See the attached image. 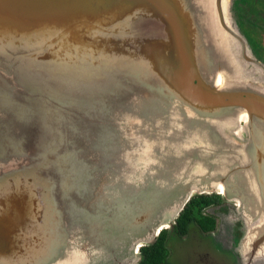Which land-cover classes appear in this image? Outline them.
<instances>
[{"label":"water","instance_id":"1","mask_svg":"<svg viewBox=\"0 0 264 264\" xmlns=\"http://www.w3.org/2000/svg\"><path fill=\"white\" fill-rule=\"evenodd\" d=\"M224 5L0 0V264H71L80 230L82 264H114L106 257L118 249L117 264H135L182 209L154 220L147 237L140 224L158 212L154 201L166 209L212 192L236 201L237 216L256 212L244 264L253 263L264 250V91L222 77L230 66L218 26L243 44ZM130 110L145 127L163 115L174 122L163 130L175 138L170 156L90 192L99 158L126 146L120 115Z\"/></svg>","mask_w":264,"mask_h":264},{"label":"rangeland","instance_id":"2","mask_svg":"<svg viewBox=\"0 0 264 264\" xmlns=\"http://www.w3.org/2000/svg\"><path fill=\"white\" fill-rule=\"evenodd\" d=\"M257 1L259 3V0ZM223 2L226 7L224 10L227 11L228 16L227 24L233 33L235 32L237 34L234 33L236 36L242 38L243 44L239 46L238 42L235 40V36L225 33L223 29L218 26L221 35L217 42L219 43L220 52L222 55L225 54L224 56L228 59V66H230V70L226 68L228 72H225V70L221 68V71H224L222 77L229 83L233 80L231 84L235 83L237 85L258 88L264 91V61L256 56V46H253V43L247 40L249 34L250 36L256 35V30L252 28L249 34L242 32L236 22L232 0H223ZM252 8L255 9L257 7ZM214 11L215 9L212 10L213 13ZM260 24L264 26V22ZM260 31L259 29L258 32L260 33ZM137 112V110H130L124 114L121 113L120 116L124 117L122 118L123 125L120 127V130L121 134L127 136L126 146L124 145V147H122L118 158H112L109 155H103L99 158L98 169L92 174L91 181H89L87 185V190H90V192L96 182V185H104L108 189L109 185H112L111 183L114 177H121L119 172L120 169H125L123 175H131L136 173L134 168L130 170V166L134 163L136 164L132 167L139 165V168H141L140 171L144 169L147 170L149 166H154L156 160L160 161L161 157L170 156L168 153L174 146L175 138L166 135L163 133V130L164 126L166 127L174 124V122L170 123L171 119L163 115L162 118L154 120L155 126L145 127L144 119L138 117L143 115H138ZM166 116H176V112L171 111L170 115ZM176 125L178 128H183L181 124ZM201 130L202 129L195 128L193 130V136L195 138L202 137L205 130L203 129L202 132ZM189 141H191V137H184L182 146H186V143H189ZM136 144L141 146L140 150L133 149ZM105 180H108L107 185L104 182ZM188 199L181 202L177 200L175 204H172V202L166 209L160 208L162 206L161 201H154V203L157 204L156 211L158 212L150 210L147 219L140 224V228L143 231L145 229L146 235L149 237L151 225H153L152 222L154 220L160 222L162 221L161 219L167 218L168 212L173 211L176 207L175 205H177L178 208L180 206L183 207ZM232 202L236 203V201ZM238 211V209L235 210L234 215L236 217L230 218L228 216V219L233 222V226L231 222H229V226L228 223L223 226L222 224L219 225V221H217V227L207 232V235L202 231L203 234L201 233L202 236L199 237V235L193 231L192 225H189L186 234L180 237L170 234L166 241L169 253L168 259L172 264H244L247 259L251 257L249 246L252 237L249 233V228H247L248 221L250 218L256 219L257 214L255 211L247 210L241 216H237ZM99 217H103L106 220L107 213L100 211ZM222 217L226 218L225 215H222ZM167 222L169 223V218ZM220 236H224L229 247H222V238ZM78 238L76 244L71 245L75 256L71 264H82L86 260L84 254L87 255V252L83 250V241L86 237L83 236L81 230L78 233ZM90 253L97 257L104 256L102 252H89V254ZM122 253L123 252L118 249L112 254H109L106 258L108 261L117 264L122 258ZM229 257L232 258V260H229ZM252 262L251 264H264V250H262ZM92 263L95 264L96 260L93 259L90 264Z\"/></svg>","mask_w":264,"mask_h":264},{"label":"trees","instance_id":"3","mask_svg":"<svg viewBox=\"0 0 264 264\" xmlns=\"http://www.w3.org/2000/svg\"><path fill=\"white\" fill-rule=\"evenodd\" d=\"M257 56V55H256ZM213 196L195 194L184 204L168 228H161L154 239L138 248L135 264H171L168 259L167 238L170 234L180 237L186 234L189 225H195L198 230L209 232L215 228L212 216L203 214V209L216 201Z\"/></svg>","mask_w":264,"mask_h":264},{"label":"flooded vegetation","instance_id":"4","mask_svg":"<svg viewBox=\"0 0 264 264\" xmlns=\"http://www.w3.org/2000/svg\"><path fill=\"white\" fill-rule=\"evenodd\" d=\"M232 4L236 16V22L241 31L249 34L252 28L256 30V35L250 36L249 34V38L247 40L248 42L253 43V46H256L255 54L259 57V59L264 61V26L260 24L261 22H264V0H259V3L257 0H232ZM252 7L257 8L253 9ZM259 29L261 30L260 33L258 32ZM206 195H215L213 198H215L216 201L207 205L203 209L202 213L206 216H212L215 222V228L217 227V221H219V225L222 224L225 226L228 223L229 226V222L231 221L228 219V216L230 218L235 217L234 214L236 204L232 201H227L219 192H212ZM222 215H225L226 218L222 217ZM231 224L233 226V222H231ZM191 227L193 228V231L199 235V237L202 236L201 233L203 234V232L198 230L195 225H192ZM205 234L207 235V232H205ZM220 237L222 238V247H229L224 236ZM229 260H232V258L229 257Z\"/></svg>","mask_w":264,"mask_h":264},{"label":"bare ground","instance_id":"5","mask_svg":"<svg viewBox=\"0 0 264 264\" xmlns=\"http://www.w3.org/2000/svg\"><path fill=\"white\" fill-rule=\"evenodd\" d=\"M217 83H218V84L221 83V79H220V78L217 79ZM244 118H245V114H242V115H241V120H244Z\"/></svg>","mask_w":264,"mask_h":264}]
</instances>
